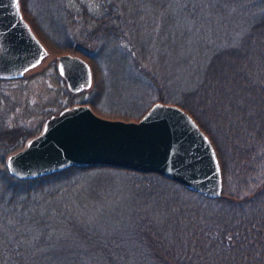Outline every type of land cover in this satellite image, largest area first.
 Masks as SVG:
<instances>
[{
	"label": "trees",
	"instance_id": "trees-1",
	"mask_svg": "<svg viewBox=\"0 0 264 264\" xmlns=\"http://www.w3.org/2000/svg\"><path fill=\"white\" fill-rule=\"evenodd\" d=\"M20 2L53 51L77 53L91 63V86L99 85L94 58L110 53L108 36L118 37L137 63L146 61L151 68L152 57L163 54V48L181 46L189 67L164 76L171 86L165 79L156 81L165 88L158 100L177 96L172 102L189 111L209 135L224 189L220 197L209 198L160 174L129 170L134 178L118 190L120 202L110 206L122 212L121 218L97 225L73 188L53 187L88 168L71 165L19 178L9 171L7 156L39 130L2 126L0 264H264V0H101L103 16L92 19L84 11L81 22L69 25L83 47L73 45L69 36L66 42L50 41L26 0ZM126 4L131 7L122 9ZM145 4L186 15L194 26L181 27L173 15L163 24L160 15L139 21L151 12L138 8ZM175 87L177 93L171 91ZM74 104L70 100L68 107Z\"/></svg>",
	"mask_w": 264,
	"mask_h": 264
},
{
	"label": "water",
	"instance_id": "water-1",
	"mask_svg": "<svg viewBox=\"0 0 264 264\" xmlns=\"http://www.w3.org/2000/svg\"><path fill=\"white\" fill-rule=\"evenodd\" d=\"M48 50L25 18L20 0H0V78L15 79ZM58 70L73 92L93 82L90 62L79 54L59 56ZM23 179L71 165L109 166L157 173L209 198L224 189L217 150L193 115L177 103L156 101L138 120L105 117L89 103L48 117L42 131L7 158Z\"/></svg>",
	"mask_w": 264,
	"mask_h": 264
},
{
	"label": "rangeland",
	"instance_id": "rangeland-1",
	"mask_svg": "<svg viewBox=\"0 0 264 264\" xmlns=\"http://www.w3.org/2000/svg\"><path fill=\"white\" fill-rule=\"evenodd\" d=\"M128 5H124L122 9L131 7ZM26 7L35 20L36 26L50 41L55 37L62 42L69 36L73 45L80 46L85 43L80 36L74 35L69 25L81 22L84 11H87L88 17L92 19L100 18L106 13L101 0H26ZM138 8L151 11L142 14L139 21L142 18L147 20L149 16L160 15L159 21L163 24L171 15L167 11L168 14L164 13L167 8L162 9L158 4L156 6L145 4ZM172 15L181 20V27L194 26L192 25L194 22H191L194 20L190 21L186 15L179 12ZM113 24L114 22L111 25ZM108 37L106 48L110 50V53L102 52L94 58L99 85H93L78 92L70 90L65 77L58 70L59 56L72 52L57 53L39 37L48 50L43 61L27 70L25 76L21 78L0 80V127L9 129L14 125H20L26 131L39 130L36 134L38 135L46 119L69 108L70 100L76 103L73 106L94 102L97 108L95 111L105 117L138 120L154 102L161 101L158 100L159 95L165 88L163 83L160 86L156 81L165 79L164 76H167L170 71L182 74L189 67L187 52L181 46H178L180 50H170L168 46L167 50L166 47L163 48V54L152 57L154 66L151 68L146 61L142 64L137 63L134 55L127 53V44L124 43L122 46L118 37ZM151 73L154 74V78ZM165 81L168 86L172 85L171 80L165 79ZM65 89L67 94L64 93ZM178 89L179 87H175L171 91L177 93ZM174 97L177 96H168L166 101L172 102ZM22 141L20 139L17 144H22ZM2 152L0 149L1 155H4ZM133 171L109 166L92 167L78 172L72 178L53 187L60 188L62 192L69 190V187L73 188L76 192L73 195L80 196L77 202L81 201V204L89 209L86 216L95 224L103 226L107 219L116 221L121 218L122 212L112 211L110 206L121 199L122 196L119 195L118 190L123 189L124 186L128 187V179L134 178L131 176L135 175Z\"/></svg>",
	"mask_w": 264,
	"mask_h": 264
}]
</instances>
